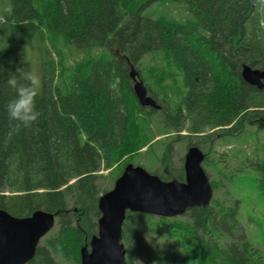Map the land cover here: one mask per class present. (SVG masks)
I'll return each mask as SVG.
<instances>
[{"label": "trees", "instance_id": "obj_1", "mask_svg": "<svg viewBox=\"0 0 264 264\" xmlns=\"http://www.w3.org/2000/svg\"><path fill=\"white\" fill-rule=\"evenodd\" d=\"M10 5V43L0 50V210L19 219L51 213L57 226L27 264H81L83 248L98 235L100 197L113 189L127 155L135 160L137 153L143 167L164 181L184 182L185 157L175 165V145L197 146L206 155L203 168L214 192L220 184L208 169L232 181L251 168L264 191L263 145L253 155L233 151V160L245 156L236 172L228 154L220 152L249 127L264 130V89L242 78L245 65L264 69V5L256 0H48L42 6L39 0H11ZM175 8L182 13L173 14ZM36 48L41 116L15 131L6 111L15 90L7 80L17 67L33 70L30 53ZM152 56L160 61L147 63ZM133 68L160 110L140 105ZM171 77L173 84H167ZM239 208V200L213 197L207 207L189 209L183 220L128 212L122 240L127 262L264 264L238 227ZM180 232L186 241L176 236ZM173 237L178 240H169Z\"/></svg>", "mask_w": 264, "mask_h": 264}, {"label": "water", "instance_id": "obj_2", "mask_svg": "<svg viewBox=\"0 0 264 264\" xmlns=\"http://www.w3.org/2000/svg\"><path fill=\"white\" fill-rule=\"evenodd\" d=\"M134 93L143 107L160 110L148 93L138 73L131 71ZM243 80L264 89V70L245 65ZM205 153L197 146L185 155V181H164L143 166L128 164L111 191L99 200L101 218L98 235L82 250L81 264H129L123 244V226L127 213H141L163 218L184 215L189 209L210 205L214 190L203 168ZM56 225V216L37 211L19 219L0 210V264H27L33 260L41 240Z\"/></svg>", "mask_w": 264, "mask_h": 264}, {"label": "rangeland", "instance_id": "obj_3", "mask_svg": "<svg viewBox=\"0 0 264 264\" xmlns=\"http://www.w3.org/2000/svg\"><path fill=\"white\" fill-rule=\"evenodd\" d=\"M48 0H39V4L42 6L44 3ZM11 3V0H0V16H3L4 19L0 21V50L5 48L10 43V31H7L8 24H11L12 21L10 20L9 14L5 13L3 9ZM36 5V4H35ZM181 8V7H180ZM181 9L175 8L172 13L173 14H179ZM264 21V20H263ZM264 26V25H263ZM36 44V47L39 45V41L36 40L34 42ZM30 59L33 62V70L37 71L42 79V72H41V63H40V55L38 49H33L30 53ZM157 61V56H152L147 59V63L151 61ZM160 61V60H159ZM157 61V62H159ZM264 70V69H261ZM176 77H171L170 80H166L167 84H173V79ZM141 79V78H140ZM41 89H42V81H41ZM40 89V92H41ZM164 136H159L157 139H161ZM264 146V130L262 129H256L255 127H249L247 129L246 134L244 136H241L239 139H234L232 143L225 144L221 146V153H227L228 159H229V167L232 168V172H236V168L243 162L245 159V156H239L237 158V161L232 159L233 151L236 152L240 149L245 150L246 153L253 155V151H257V147ZM177 147L176 154L173 157V162L175 165L180 166L182 163L180 161L181 157H185L188 148L185 146H179L175 145ZM227 151V152H226ZM135 160L132 158L131 155L124 156L119 162V166H123L125 163V167L128 164H134V165H144V158H141L140 160H137V153L134 155ZM227 158V157H226ZM134 160V162H130L131 160ZM231 159V160H230ZM140 162V163H139ZM124 167V168H125ZM146 170L149 172H152V169L146 167ZM211 178L219 182V189L217 192H214V197H217L221 201H231V203L236 202L239 200V211H238V227L241 232L245 233L247 236V244L249 243L250 249L252 251L257 250L262 255V260L264 263V191L259 189L258 182H256V173L251 168L244 169L243 172H239L237 175H235V178L230 181L227 179H223L220 177H217L216 174L213 172L212 169H208ZM107 172H104V175H106ZM114 186H111V189ZM185 215V214H184ZM183 216V215H182ZM182 216H178L179 220H183ZM155 218H160L158 216H153ZM176 218V217H174ZM153 221L151 220L153 229L155 230L153 233L154 236L159 237V231L156 230L157 227H154ZM146 223L149 225L148 221L146 220ZM57 226L53 228V230L47 234L46 236H49ZM45 236V237H46ZM176 236L179 239H184L186 235L180 233H177ZM44 237V238H45ZM164 239L168 238L163 236ZM169 240H175L173 237ZM184 239V241H186ZM167 240H165V243ZM41 243H43V239L41 240ZM65 264H78L74 261H71L70 263ZM192 264H196L194 259L192 260ZM197 264H199L197 262Z\"/></svg>", "mask_w": 264, "mask_h": 264}, {"label": "clouds", "instance_id": "obj_4", "mask_svg": "<svg viewBox=\"0 0 264 264\" xmlns=\"http://www.w3.org/2000/svg\"><path fill=\"white\" fill-rule=\"evenodd\" d=\"M257 5H264V0H256ZM3 11L11 14L12 6L7 5ZM4 19L0 16V21ZM264 25V21H261ZM7 84L15 90V96L6 105L10 121L15 122V131L27 128L35 123L41 116L37 108V98L40 95L41 76L31 69L23 66L17 67L15 72H10Z\"/></svg>", "mask_w": 264, "mask_h": 264}, {"label": "flooded vegetation", "instance_id": "obj_5", "mask_svg": "<svg viewBox=\"0 0 264 264\" xmlns=\"http://www.w3.org/2000/svg\"><path fill=\"white\" fill-rule=\"evenodd\" d=\"M134 82V81H133Z\"/></svg>", "mask_w": 264, "mask_h": 264}]
</instances>
